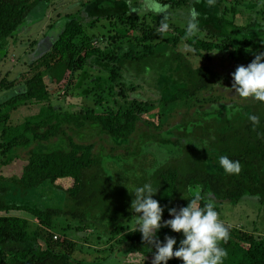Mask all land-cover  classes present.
<instances>
[{
    "label": "trees",
    "instance_id": "16d2710c",
    "mask_svg": "<svg viewBox=\"0 0 264 264\" xmlns=\"http://www.w3.org/2000/svg\"><path fill=\"white\" fill-rule=\"evenodd\" d=\"M56 1L0 0V51L4 42L37 13L45 16ZM162 2L172 10L192 6L190 0ZM217 2L235 3L219 20L222 34L208 33L205 38L184 31L173 35L160 27L162 19L152 13H116L88 23L68 17L52 48L31 64L32 74L25 77L20 92L0 104V264H87L76 259L77 242L67 235L56 238V231H69L58 227V219L79 223L80 232L90 226L108 229L110 242L153 264L154 246L136 231V214L131 210V192L144 183L159 189L153 198L164 208V221L173 218L170 209L187 207V199L196 196L201 206L212 203L218 214L226 203L238 205L253 197L264 201V102L250 97L224 103L217 88L229 83L230 76L214 77L208 68L176 65L183 40L197 57L220 53L239 66H248L264 52V44L257 48L256 39L244 35L254 24L244 25L245 17L235 14L247 0ZM103 20L109 24L107 34H90ZM95 62L108 66L107 90L96 91L95 105L73 113L56 109L55 92L70 95ZM131 69L140 80L151 70L162 74L171 69L179 88L172 99L157 88L160 98L151 100L142 92L145 82L127 81ZM2 84L9 91L15 88V83ZM221 104L224 109H219ZM28 106H41L39 114L11 125L13 114ZM142 131L145 147L138 155L145 162L139 165V158H130L131 162L110 166L109 171L94 141L100 137L132 141ZM170 132L177 133L170 138L178 149L173 155L162 148ZM39 146L48 148L39 150ZM21 149L28 155H22ZM32 149L36 151L30 153ZM222 155L241 163L240 174L224 172L219 165ZM2 169L13 173L5 175ZM12 194L20 198L11 201ZM225 226L230 237L221 243L228 253L224 264H264L260 234ZM158 236L161 242L166 236L176 238L177 247L183 239L181 233L165 227ZM168 264L183 261L173 258Z\"/></svg>",
    "mask_w": 264,
    "mask_h": 264
},
{
    "label": "rangeland",
    "instance_id": "374dc122",
    "mask_svg": "<svg viewBox=\"0 0 264 264\" xmlns=\"http://www.w3.org/2000/svg\"><path fill=\"white\" fill-rule=\"evenodd\" d=\"M190 1L192 4L190 9L172 10L169 7L168 19L165 21L168 24L167 29H170L169 32L173 35H181L180 33L183 31L187 32L188 13L194 8L200 13L198 18L199 31L195 34L196 36L205 38L208 33L222 34L218 25L219 20L227 6L230 5L228 7H232L233 5L231 4L235 2L221 5L216 0L215 6L209 7L207 0ZM250 1L247 0L245 4L238 6L235 14L238 18L241 16L245 17L244 25L250 26L254 24L251 32H247L244 35L254 37L258 48L260 44H264V6L261 5V0L254 4L250 3ZM143 4L144 0H58L51 4L45 16L42 17L41 12L37 13L32 22L25 25L14 38L4 42L2 45L0 51V104L8 100L13 93L18 94L20 92V87L25 85V77L32 74L31 64L52 48L70 15L77 16L88 23L92 19L105 18L116 13L126 12L139 16L150 13L155 14L144 9ZM157 16L163 19L160 15ZM107 26L109 24L106 20H103L98 24L97 29L89 30V33L106 35L105 28ZM182 36L184 38V35ZM177 51L179 54L176 63L178 68L182 66L187 69L204 67L212 70L214 77L230 76L229 83L222 87L218 85L220 88H217V96H221L224 103H230L231 101L242 102V97L236 95L232 90L234 83L233 74L239 65L227 60L220 53H212L208 59L197 57L195 51L189 47L185 40L180 44ZM94 65L95 68L86 69L85 79L79 81L77 88L73 89L70 95L66 97L62 93L60 94L59 91L55 92L53 103L56 109L62 108L64 112L73 113L81 108L95 105L96 91L103 92L107 90L108 66L99 62H95ZM135 75L134 69H131V72L125 76L128 82H145L147 88L143 89L142 92L151 100H159L160 92L158 93L157 88H163V96L166 99H172L180 85L175 76V71L171 69H166L162 74L151 70L149 74L143 75L144 80L135 78ZM3 82L15 83L14 90L5 89ZM51 86L50 88H53ZM94 89H96L95 92ZM139 96L142 97L141 94ZM223 106L224 104L219 105V109H224ZM40 108L41 106L21 107L13 114L11 125L18 126L23 124L27 118L39 114ZM214 108L215 106H213ZM143 134L144 132L142 131L132 141L127 142L103 137L97 138L94 141V145L97 152L103 155L105 167L111 171L110 166L122 167L123 164L131 162L130 158H139L138 154H143V152H140V148L145 147ZM175 135H177L176 132H170L163 139L162 148L166 149L169 155L178 153L177 146L170 141V138ZM47 148V146H39L37 149L47 150ZM35 151L36 149H32L30 153ZM19 152L22 155H28V152L23 149ZM137 162L142 165L145 159L143 158L142 160V157H140ZM211 167L217 168L218 165ZM16 170H20L19 166L16 167ZM4 171L3 174L5 173V175L13 173V170L9 169ZM19 198L16 194L10 196L11 201H17ZM21 216L27 217V214H21ZM219 218L224 224L251 233L256 232L264 239V201H261L260 198H247L246 201L238 205L226 203L221 207ZM56 223H58L60 229L69 230L65 232L56 231V237L61 238L67 235L69 239L79 244V251L75 253L77 255L76 259L79 261L87 264L147 263L141 257L132 255L130 253L131 250L125 249L123 245L117 244V242H110L108 229H97L94 226H90L84 232H80L78 231L79 223H72L66 219H58ZM134 223L136 228V221Z\"/></svg>",
    "mask_w": 264,
    "mask_h": 264
},
{
    "label": "clouds",
    "instance_id": "9594fccd",
    "mask_svg": "<svg viewBox=\"0 0 264 264\" xmlns=\"http://www.w3.org/2000/svg\"><path fill=\"white\" fill-rule=\"evenodd\" d=\"M207 3L213 7L216 0H207ZM261 5L264 6V0H261ZM143 7L160 15L163 18L160 27L168 28L165 21L169 5L162 0H144ZM199 16L194 8L188 13L186 31L189 36L199 31ZM233 81L232 90L236 95L264 102V52L256 54L248 66H239L233 74ZM251 120L258 122L256 116H252ZM219 165L228 175H238L242 170L241 163L227 155L219 157ZM158 191L152 183H144L131 192L134 196L131 210L136 214V231L142 234L146 243L154 246L153 264H168L173 258L182 260L183 264H224L228 253L221 243L229 239L230 232L214 205L208 203L201 206L200 197L196 196L187 199V207L170 209L169 215L173 218L164 221V208L153 198ZM162 227L183 235L178 247L177 239L172 236H166L163 242L159 240L158 233Z\"/></svg>",
    "mask_w": 264,
    "mask_h": 264
},
{
    "label": "built area",
    "instance_id": "2783aa9c",
    "mask_svg": "<svg viewBox=\"0 0 264 264\" xmlns=\"http://www.w3.org/2000/svg\"><path fill=\"white\" fill-rule=\"evenodd\" d=\"M57 238V237H56Z\"/></svg>",
    "mask_w": 264,
    "mask_h": 264
}]
</instances>
